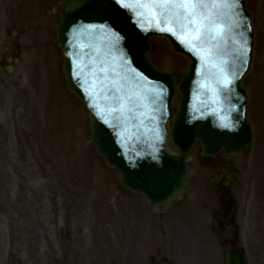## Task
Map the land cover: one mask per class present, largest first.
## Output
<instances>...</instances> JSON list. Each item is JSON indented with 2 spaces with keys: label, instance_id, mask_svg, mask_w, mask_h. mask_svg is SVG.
Returning a JSON list of instances; mask_svg holds the SVG:
<instances>
[{
  "label": "rangeland",
  "instance_id": "1",
  "mask_svg": "<svg viewBox=\"0 0 264 264\" xmlns=\"http://www.w3.org/2000/svg\"><path fill=\"white\" fill-rule=\"evenodd\" d=\"M61 4L0 0V54L18 60L10 74L0 64V264H151L156 256L139 226L148 217L146 203L117 188L118 175L90 143L88 112L66 89L55 44ZM247 7L254 50L242 85L252 143L233 161L241 179L230 185V194L239 236L253 264H264V0H248ZM152 43L149 57L156 68L176 79L185 73L187 61L164 39ZM166 150L175 153L169 142ZM189 165L187 201L210 202L212 169L201 163L197 149ZM177 219V238L161 253V264L195 259V246L188 248L195 241L179 232Z\"/></svg>",
  "mask_w": 264,
  "mask_h": 264
},
{
  "label": "water",
  "instance_id": "2",
  "mask_svg": "<svg viewBox=\"0 0 264 264\" xmlns=\"http://www.w3.org/2000/svg\"><path fill=\"white\" fill-rule=\"evenodd\" d=\"M245 1L238 0L239 15L233 17L236 26L224 41L232 49L226 52L220 42V52L215 59L216 64L223 62L225 74L232 80L228 89L217 88L216 69L202 62L203 52L193 51L171 32L159 31L154 23L138 17L135 11L122 7L116 0L64 1L57 43L63 50V71L68 90L87 106L91 114V142L106 164L120 174L118 186L142 194L154 214L165 212L186 192L187 156L197 140L203 149L201 157H213L224 151L225 158H230L249 147L251 136L245 119V92L240 87L250 67L253 44L251 14L245 10ZM121 2L133 3L134 0ZM90 26H95V31H86ZM158 34L165 35L175 52L186 55L191 61L187 76L182 77L177 87L170 75L157 73L145 59L149 51L147 38ZM117 50L123 51L113 58L112 53ZM101 61L107 62L104 64L106 68L112 65L109 71L125 75L122 85L125 93L136 87L137 80L133 77L139 78L146 92L151 89L163 92L161 99L152 106L150 119L121 120L113 118L118 114H105L106 106L113 103L111 95L114 93L109 92L111 76L107 81L103 80ZM176 90L181 100L179 111L173 117L171 100ZM201 97L203 102L198 101ZM218 99L223 110V104L228 105L226 120L220 121V128L214 117L197 119L204 117L200 116L198 107L193 112L195 118H189L188 109L193 107L192 103L205 107ZM135 115L138 117L139 113ZM179 116L180 126L177 125ZM163 118L172 119L171 140L178 148L177 157L163 152L161 135L166 134V120ZM227 120L229 123H225ZM187 123L188 126L193 124L192 134L190 128L182 129ZM235 255H228L227 264H237Z\"/></svg>",
  "mask_w": 264,
  "mask_h": 264
},
{
  "label": "snow or ice",
  "instance_id": "3",
  "mask_svg": "<svg viewBox=\"0 0 264 264\" xmlns=\"http://www.w3.org/2000/svg\"><path fill=\"white\" fill-rule=\"evenodd\" d=\"M116 2L126 9L135 11L138 17L147 18L159 31L171 32L193 51L203 52L202 62L216 69L214 75L217 88L231 87L232 80L225 74L223 62L216 64L215 59L220 52V42L225 41L236 26L237 22L233 17L239 15L238 0H134L133 3H122L121 0H116ZM86 31H95V26L88 27ZM105 63L107 62L101 61L103 80L107 81L111 76L112 85L109 92L114 93L111 95L113 103L106 106L105 114H118L113 118L121 120L145 117L150 119L151 117H148L146 111L142 109L153 106L157 100L161 99L163 92H156L154 89L146 92L139 78L133 77L137 80V85L130 92L125 93L122 87L126 80L125 75L115 70L109 71L112 65L109 64L106 68ZM81 71H83L82 68ZM117 77H119L118 80ZM136 113H139L138 117Z\"/></svg>",
  "mask_w": 264,
  "mask_h": 264
},
{
  "label": "flooded vegetation",
  "instance_id": "4",
  "mask_svg": "<svg viewBox=\"0 0 264 264\" xmlns=\"http://www.w3.org/2000/svg\"><path fill=\"white\" fill-rule=\"evenodd\" d=\"M222 162L218 161L212 164L214 169H222ZM217 182L214 191L219 194L215 201L208 205V212L201 214L199 212H181L177 214V222L187 237H193L198 245V253L195 264H224L225 256L228 251L238 247V236L235 232V218L226 219V225L220 232L214 231V221L221 216V211L226 210L232 205L228 201L227 187L225 175H221L217 170ZM193 204V203H192ZM184 208V207H183ZM187 209V208H186ZM184 210V209H183ZM149 228H144L143 236L149 237L151 241L150 249L155 253L157 259H162L161 253L165 251L169 244L176 239L173 228H169L167 220L162 216L156 221L149 219L147 222ZM136 235L133 241H137ZM140 238L143 237L140 234ZM207 242V244L205 243ZM164 262L166 259H162ZM151 263L156 264L154 259Z\"/></svg>",
  "mask_w": 264,
  "mask_h": 264
},
{
  "label": "bare ground",
  "instance_id": "5",
  "mask_svg": "<svg viewBox=\"0 0 264 264\" xmlns=\"http://www.w3.org/2000/svg\"><path fill=\"white\" fill-rule=\"evenodd\" d=\"M23 215H24L25 217H27L26 213H24ZM33 225H34V223H33Z\"/></svg>",
  "mask_w": 264,
  "mask_h": 264
}]
</instances>
